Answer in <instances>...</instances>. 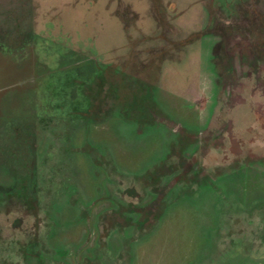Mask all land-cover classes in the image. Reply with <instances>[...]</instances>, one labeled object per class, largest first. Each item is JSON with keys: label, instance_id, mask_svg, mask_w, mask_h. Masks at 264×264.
I'll return each mask as SVG.
<instances>
[{"label": "rangeland", "instance_id": "374dc122", "mask_svg": "<svg viewBox=\"0 0 264 264\" xmlns=\"http://www.w3.org/2000/svg\"><path fill=\"white\" fill-rule=\"evenodd\" d=\"M0 264H264V0H0Z\"/></svg>", "mask_w": 264, "mask_h": 264}, {"label": "flooded vegetation", "instance_id": "af4514ba", "mask_svg": "<svg viewBox=\"0 0 264 264\" xmlns=\"http://www.w3.org/2000/svg\"><path fill=\"white\" fill-rule=\"evenodd\" d=\"M254 115H257V113L255 112ZM256 118H261L260 114H258V116H257ZM261 119H262V118H261ZM241 152H242V150H241ZM243 153H244V152H243Z\"/></svg>", "mask_w": 264, "mask_h": 264}]
</instances>
